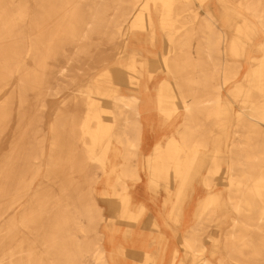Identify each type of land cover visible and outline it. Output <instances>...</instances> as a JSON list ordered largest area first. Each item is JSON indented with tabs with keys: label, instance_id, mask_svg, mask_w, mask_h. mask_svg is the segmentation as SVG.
Returning a JSON list of instances; mask_svg holds the SVG:
<instances>
[{
	"label": "bare ground",
	"instance_id": "6f19581e",
	"mask_svg": "<svg viewBox=\"0 0 264 264\" xmlns=\"http://www.w3.org/2000/svg\"><path fill=\"white\" fill-rule=\"evenodd\" d=\"M0 264H264V0H0Z\"/></svg>",
	"mask_w": 264,
	"mask_h": 264
},
{
	"label": "rangeland",
	"instance_id": "374dc122",
	"mask_svg": "<svg viewBox=\"0 0 264 264\" xmlns=\"http://www.w3.org/2000/svg\"><path fill=\"white\" fill-rule=\"evenodd\" d=\"M48 101H49V110L43 118L44 127H46L47 124L50 122V120L53 118L54 108L58 106L57 97H50ZM99 187H101V185H99ZM55 190L56 188L54 186V191Z\"/></svg>",
	"mask_w": 264,
	"mask_h": 264
},
{
	"label": "crops",
	"instance_id": "0c3cea01",
	"mask_svg": "<svg viewBox=\"0 0 264 264\" xmlns=\"http://www.w3.org/2000/svg\"><path fill=\"white\" fill-rule=\"evenodd\" d=\"M146 132H147V136L151 139L153 136H163V135H166L167 132L166 130H163V129H157L156 128V131H153V129L151 127H148L146 129ZM151 141V140H150Z\"/></svg>",
	"mask_w": 264,
	"mask_h": 264
}]
</instances>
